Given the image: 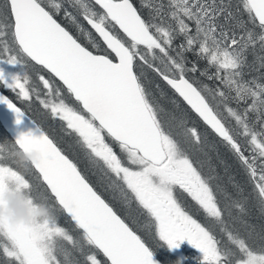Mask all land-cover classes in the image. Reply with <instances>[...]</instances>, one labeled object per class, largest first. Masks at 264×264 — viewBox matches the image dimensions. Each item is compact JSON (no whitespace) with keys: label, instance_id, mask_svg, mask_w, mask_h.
Segmentation results:
<instances>
[{"label":"snow or ice","instance_id":"6c2138e0","mask_svg":"<svg viewBox=\"0 0 264 264\" xmlns=\"http://www.w3.org/2000/svg\"><path fill=\"white\" fill-rule=\"evenodd\" d=\"M0 86L24 102L34 94L96 176L31 119L0 143V208L22 192L49 210L29 222L0 215V264H159L153 249L183 241L202 264H264V225L249 221L253 208L264 213V0H0ZM0 105L17 125L28 116L3 93ZM191 113L235 157L239 178L227 163L226 178L214 174L216 144ZM32 173L47 189L40 200ZM97 184L127 218H147L154 243ZM180 190L231 246L189 214Z\"/></svg>","mask_w":264,"mask_h":264},{"label":"rangeland","instance_id":"374dc122","mask_svg":"<svg viewBox=\"0 0 264 264\" xmlns=\"http://www.w3.org/2000/svg\"><path fill=\"white\" fill-rule=\"evenodd\" d=\"M63 20V19H62ZM66 24H67V21H65ZM68 25V24H67ZM73 31L76 32V30L74 28H72L70 25H68ZM77 35V33H76ZM83 40L84 38L81 37ZM85 41V40H84ZM31 76H32V81L34 84L36 85H39V88L38 90L41 91V98H43V93H44V90L42 88V82H40L38 80V77L36 76L35 73H30ZM161 86L165 89V92L167 93V95L170 97V92L167 91V89L161 84ZM2 87V86H1ZM3 88V87H2ZM4 89V88H3ZM7 92H9L12 97L14 99H16V101H18L19 103H21L23 106H25L26 109H28L31 113H34V115H31L33 117V119L35 120V122L41 126L49 135L51 138L54 139V141L58 144V146H60L62 149L63 147L61 146L62 143L65 147L66 144H65V141H64V138H62V134H61V130L59 128H57L54 124H51L50 120L47 118L50 116L48 115L47 111L46 110H43L45 112V115L47 117L44 116V112L41 113L40 111H38V109L36 108V105L34 104L35 103V98L32 100V101H29V102H24L23 100L19 99L15 93H12L11 91L5 89ZM33 96L35 97V95L33 94ZM71 102V101H69ZM37 103H38V100H37ZM162 103L165 105V107H170L169 103H168V100H164L162 101ZM40 105V104H39ZM192 120L193 121H196L198 124H199V127H200V130L201 131H207L205 128H203L200 123L191 116ZM52 119V118H51ZM53 122L58 126L60 127L62 130L63 127H62V122L59 121L58 119H52ZM52 122V123H53ZM7 136V135H6ZM6 136H0V139L5 141V142H9V138L6 137ZM210 137V135H209ZM210 139V138H209ZM211 141V140H210ZM212 151V150H210ZM16 162H18V165L21 166V168L23 169L24 166H26L25 162H24V159L22 158L21 155L17 156L16 157ZM205 173H207V171L204 169ZM31 175L32 177V180H31V183L33 185V189H32V195L34 197H36L38 200H40V198L47 193V190L46 188L39 182L38 180V177L32 173V174H29V176ZM182 191V190H180ZM178 191V192H180ZM177 192V193H178ZM177 193H175V195H177ZM43 202V201H41ZM51 202V201H49ZM193 203L195 204V202L193 201ZM112 204V203H110ZM196 205V204H195ZM196 207H198V205H196ZM36 208V207H35ZM35 208L33 207V209L35 210ZM118 213L123 217V218H126V221L134 228V230H136L138 233H139V230L137 228V226L135 225V221L133 222L132 220H130L128 217V215H125L123 214V212H121L119 209H117ZM202 211V210H201ZM261 215H263L261 213ZM261 215H254V213L251 212V217L253 218H256L258 220V217H260ZM139 217L142 219V221H144V223L146 222L147 223V218L144 217V216H140ZM198 222H200L198 220ZM145 223V224H146ZM201 223V222H200ZM147 225V224H146ZM150 234H151V231H150ZM145 237V238H144ZM143 238L145 240H147L150 244L154 243L153 242V239H152V234L150 236V239H147L146 236H144ZM220 240V239H219ZM221 240L223 241V239L221 238ZM226 245H230V242L227 240V237H226ZM153 252L155 255H157L160 259L162 258V261H164L166 264H192V263H196V264H202V258H203V254L198 250L196 249L195 247H193L192 245H190L187 241H183L181 244H180V247L178 249H173V250H169L167 248L166 245L162 246V247H158V248H155L153 249ZM101 260H103L101 257H100Z\"/></svg>","mask_w":264,"mask_h":264},{"label":"flooded vegetation","instance_id":"af4514ba","mask_svg":"<svg viewBox=\"0 0 264 264\" xmlns=\"http://www.w3.org/2000/svg\"><path fill=\"white\" fill-rule=\"evenodd\" d=\"M61 22H62V23H63V22L66 23L64 20H61ZM66 26H68V25L66 24ZM69 28H70V27H69ZM70 31H72L73 34L76 35V32L73 31L71 28H70ZM37 67H40V66H37ZM0 88L3 89L1 86H0ZM1 89H0V91H2L4 94H6L7 96H9L8 93H7V91H6L5 89H3V90H1ZM9 94H10V93H9ZM174 95H175V94H174L173 92L170 93V97H174ZM9 98L11 99L10 96H9ZM34 98H35V97L33 96V99H34ZM176 98L178 99V97H176ZM71 102H72V101H71ZM71 102H70V103H71ZM34 104L36 105V108L38 109V111H40L41 113L44 112V111H43L44 109H43L42 105H39V101H38V103H37V100H35V103H34ZM18 106H20V105H18ZM20 107L24 110V108H23L22 106H20ZM181 107H182V108H186L187 106H186L185 104H183V102H181ZM26 114H27V113H26ZM43 114H44L45 117H47V116L45 115V112H44ZM191 116H192L193 118H195L199 123H201V124H202V127L206 129V126H204L203 123L200 122V121L198 120V118L195 116L194 113H191ZM47 118H48V119H51V118H49V117H47ZM50 123H52V122H50ZM0 129H1L3 132H5V131L3 130V128H2L1 125H0ZM206 130H207L208 132H210L208 129H206ZM5 133H6V132H5ZM61 134H62V138H64L65 144H66V146H67V147H65V146L63 145V143H62L61 146L63 147V149L66 151L67 154L70 155V158H73L74 160H76V161L79 163V166H80V168L82 169V171H84L85 174L88 176V178H89V179L95 184V183H96V176L93 175L92 172H91L90 170L86 169L83 160L80 159V158L77 156L76 152H75L74 150L70 149V147H69V146L73 143V138L70 137V136H68L67 134H65L64 130H62V129H61ZM0 141H1V140H0ZM97 190L100 191V192L103 194V196H104V198H105L106 200H108L110 203H112V206L114 207V210L119 209L121 212H123V214L128 215L127 207H126L125 205H123L120 201L113 199L111 193H109V192H105V191L103 190V188H101L98 184H97ZM177 196L179 197L180 201H181V202L183 203V205L185 206L186 210L189 211V214L193 215V218L199 220L202 224H205L206 226L213 227V228H214V227H218V226H213V225L210 224L209 220L206 219V216H205V214L203 213V211L199 210L198 207H196V205L193 203V201L191 200V198L187 196V194H182V191H180V192L177 193ZM133 216H135V220H134V221H135V225L137 226V228H138V230H139V233H140L143 237L146 236L147 239L151 240V239H150L151 234H150V230H149L148 224L145 222V223L147 224V225H146V224L144 223V221H142V219L139 217V215H137L135 212L133 213ZM129 219H130V218H129ZM130 220L133 221V219H130ZM134 221H133V222H134ZM144 238H145V237H144ZM217 239H219V238H217ZM192 264H196V263H192Z\"/></svg>","mask_w":264,"mask_h":264},{"label":"trees","instance_id":"16d2710c","mask_svg":"<svg viewBox=\"0 0 264 264\" xmlns=\"http://www.w3.org/2000/svg\"><path fill=\"white\" fill-rule=\"evenodd\" d=\"M134 2L137 4V6H139V0H134ZM234 3H235V0H234ZM64 23V22H63ZM66 25V23H64ZM69 27V26H68ZM70 30V28H69ZM81 42L84 43L85 41L81 38ZM39 68V67H37ZM42 74H45V73H42ZM163 85V84H162ZM168 92H172L171 89H169L166 85H163ZM1 89V88H0ZM3 90V89H1ZM8 95L11 97V99L17 104V105H20L24 108V110L26 111V113L31 117L33 118L31 115H34V113H31L28 109L25 108V106H23L21 103H19L18 101H16V99H14L12 97L11 94H9V92H7ZM51 122H53L52 119H49ZM51 124H54L57 128H59L61 130L60 127H58L54 122L51 123ZM200 125L202 126V124L200 123ZM210 131V130H209ZM209 135H210V140L216 144V148L212 151H209V161H210V164L212 166V168L214 169V174L215 173H219V175L222 177V178H226V170H225V167H224V164L227 163L228 165V169H227V172L228 173H234V174H238V178L239 176L242 175V172L241 170L239 169V166H238V162L236 161L235 157L229 152V150L227 149V147L223 144H221L218 140L217 137H215L214 134H212L211 132H208ZM6 136L7 134L5 132H3L1 129H0V136ZM6 137H8L9 141H12V139L7 135ZM1 140V139H0ZM5 141L1 140L0 143H4ZM23 158V157H22ZM18 164V162H17ZM14 167H17V165H13ZM20 171H24V169H22L21 167L19 168ZM205 170L208 172V167H205ZM35 174V173H34ZM37 177H38V174H35ZM27 178L31 181L32 180V177L31 175L29 176V174L27 175ZM39 182L41 183L40 179L38 178ZM42 184V183H41ZM43 185V184H42ZM44 186V185H43ZM45 187V186H44ZM46 188V187H45ZM47 190V189H46ZM250 190V189H248ZM117 211V209H116ZM118 212V211H117ZM252 213H254V215H261V210L260 208L257 206L255 208L252 209L251 211ZM119 214V213H118ZM263 215H261L260 217H258V220L256 218H253L251 216H249V221L254 224L256 226L257 229H259V227L261 225H264V213H262ZM123 218V217H122ZM127 222V221H126ZM131 226V225H130ZM132 227V226H131ZM214 230V233L216 234L217 238H219L221 240V238L223 239V241L221 240V242L223 244L226 243V235L222 234L219 227H214L213 228ZM136 231V230H135ZM138 233V232H137ZM140 234V233H138ZM141 235V234H140ZM142 236V235H141ZM143 238V236H142ZM155 255V254H154ZM163 264H166L164 261H162V258L160 259L157 255H155ZM101 258L104 259L101 255Z\"/></svg>","mask_w":264,"mask_h":264},{"label":"clouds","instance_id":"9594fccd","mask_svg":"<svg viewBox=\"0 0 264 264\" xmlns=\"http://www.w3.org/2000/svg\"><path fill=\"white\" fill-rule=\"evenodd\" d=\"M25 164H28L29 159L21 155ZM5 205L0 208V215L6 216L13 221L29 222L35 217H43L49 214V210L43 205H39L33 209L26 203L22 192H7L4 196Z\"/></svg>","mask_w":264,"mask_h":264},{"label":"water","instance_id":"95a60500","mask_svg":"<svg viewBox=\"0 0 264 264\" xmlns=\"http://www.w3.org/2000/svg\"><path fill=\"white\" fill-rule=\"evenodd\" d=\"M0 93H3V92L0 91ZM30 119L31 118L29 116H26L23 122L20 125H17L15 123L14 114L10 110H8L6 106L0 105V125L2 126L4 131L9 135L12 141L15 139V137L17 136L19 132H27L28 130L33 129V125L30 122ZM154 260L158 261L159 264H162L155 257V255H154Z\"/></svg>","mask_w":264,"mask_h":264},{"label":"bare ground","instance_id":"6f19581e","mask_svg":"<svg viewBox=\"0 0 264 264\" xmlns=\"http://www.w3.org/2000/svg\"><path fill=\"white\" fill-rule=\"evenodd\" d=\"M28 115V114H27ZM29 116V115H28ZM30 117V116H29ZM31 118V117H30ZM33 121H35L33 118H31ZM156 257V256H155ZM157 258V257H156ZM158 259V258H157ZM159 260V259H158ZM160 261V260H159ZM161 262V261H160ZM162 263V262H161ZM163 264V263H162Z\"/></svg>","mask_w":264,"mask_h":264}]
</instances>
